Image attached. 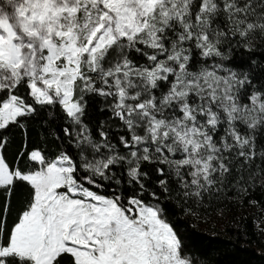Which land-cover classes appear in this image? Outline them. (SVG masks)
<instances>
[{
	"label": "snow or ice",
	"instance_id": "1",
	"mask_svg": "<svg viewBox=\"0 0 264 264\" xmlns=\"http://www.w3.org/2000/svg\"><path fill=\"white\" fill-rule=\"evenodd\" d=\"M246 207L264 0H0V264H215Z\"/></svg>",
	"mask_w": 264,
	"mask_h": 264
},
{
	"label": "trees",
	"instance_id": "2",
	"mask_svg": "<svg viewBox=\"0 0 264 264\" xmlns=\"http://www.w3.org/2000/svg\"><path fill=\"white\" fill-rule=\"evenodd\" d=\"M257 199H260L259 193ZM241 213L247 216V219L240 221L241 228L247 233V239L238 236L237 229L231 223L223 227L216 226L214 230L212 225L208 228L201 226L192 237L197 251L210 257L215 264H264V244L258 242L253 224V217L258 218L260 213L255 208L246 207L234 214ZM178 227L186 235L193 232L182 219H178Z\"/></svg>",
	"mask_w": 264,
	"mask_h": 264
}]
</instances>
